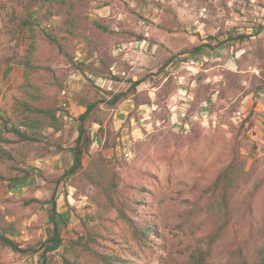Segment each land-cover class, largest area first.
Returning a JSON list of instances; mask_svg holds the SVG:
<instances>
[{
    "label": "rangeland",
    "instance_id": "obj_1",
    "mask_svg": "<svg viewBox=\"0 0 264 264\" xmlns=\"http://www.w3.org/2000/svg\"><path fill=\"white\" fill-rule=\"evenodd\" d=\"M26 92L62 128L5 146L0 232L13 225L27 251L0 246V264L253 263L242 201L259 186L264 208V0H0V120L18 123ZM89 104L83 171L114 174L153 227L148 245L87 180L62 178ZM237 152L246 174L227 210L214 181ZM52 196L62 243L46 252Z\"/></svg>",
    "mask_w": 264,
    "mask_h": 264
},
{
    "label": "trees",
    "instance_id": "obj_2",
    "mask_svg": "<svg viewBox=\"0 0 264 264\" xmlns=\"http://www.w3.org/2000/svg\"><path fill=\"white\" fill-rule=\"evenodd\" d=\"M32 16L28 14L26 18L21 21L23 28L28 27L31 24ZM74 18L68 20L69 26L72 30ZM106 30V28H102ZM33 46L30 45L27 54L23 57L22 66L24 68V78L27 80L28 72L32 70V56ZM141 80L131 82V88L134 90L136 86L140 84ZM32 87V86H31ZM27 98H24L20 102H17L21 110L19 112L18 123L12 122L10 119L0 120V158H11L9 152L5 149V146L14 143H26L37 142L41 133L45 129H51L53 132H58L62 128V124L59 116L54 109L35 104L31 100L29 101L30 92H26ZM123 94L114 95L111 100V104L115 105ZM33 100L36 99V95H32ZM93 108V104L86 106L85 111L77 118V137L74 140V145L70 148L72 163L70 167L65 170L62 178L70 181L74 187H79L80 182L87 180V182L93 185L98 191L100 198L103 201L108 202L110 206L116 210L122 217L130 224L134 239L142 241L145 245H148L149 239H152L154 234L153 227L146 222H140L137 220L136 212L138 211V202L132 200L129 197L122 196L118 187L114 181V174L111 173L108 177L103 175H88L83 171L82 158L88 152V148L91 145V132L89 115ZM13 139H12V138ZM246 172L244 171V163L240 160L238 152L229 160L224 168L217 174L214 181V188L219 192V197L224 207L228 210V204L230 200L234 198L237 190L238 181ZM130 189L136 190L141 196L147 194L146 190L138 186H130ZM259 186H254L243 198L242 201V215L249 218L250 229L248 235L245 238V243L252 248L254 252V260L252 264H264V208L259 206L257 202ZM51 211L52 217L50 223L53 226V236L49 240L50 245L45 248L46 252L56 250L62 243L59 237L56 224V199L51 198ZM225 224H223L224 226ZM18 233L13 225L2 229L0 232V246L3 248H10L14 252H25L18 247L15 242V237ZM218 237L215 236L214 243H216ZM32 253H37V250H32ZM44 258V256H42ZM240 257V256H239ZM42 258V259H43ZM45 259V258H44ZM102 261L105 264H115L117 260L112 256L102 257ZM234 264V263H231ZM243 264H248L244 261Z\"/></svg>",
    "mask_w": 264,
    "mask_h": 264
},
{
    "label": "built area",
    "instance_id": "obj_3",
    "mask_svg": "<svg viewBox=\"0 0 264 264\" xmlns=\"http://www.w3.org/2000/svg\"><path fill=\"white\" fill-rule=\"evenodd\" d=\"M63 106H64V104H63ZM61 117H62V119H64V120L67 118V117H66V114H64V113H62Z\"/></svg>",
    "mask_w": 264,
    "mask_h": 264
}]
</instances>
